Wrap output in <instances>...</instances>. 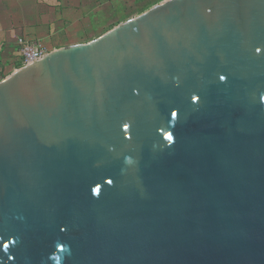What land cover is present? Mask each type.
<instances>
[{
	"label": "water",
	"instance_id": "1",
	"mask_svg": "<svg viewBox=\"0 0 264 264\" xmlns=\"http://www.w3.org/2000/svg\"><path fill=\"white\" fill-rule=\"evenodd\" d=\"M0 264H264V0H167L1 79Z\"/></svg>",
	"mask_w": 264,
	"mask_h": 264
},
{
	"label": "rangeland",
	"instance_id": "2",
	"mask_svg": "<svg viewBox=\"0 0 264 264\" xmlns=\"http://www.w3.org/2000/svg\"><path fill=\"white\" fill-rule=\"evenodd\" d=\"M167 0H0V80L18 68L17 37L47 52L81 44Z\"/></svg>",
	"mask_w": 264,
	"mask_h": 264
},
{
	"label": "built area",
	"instance_id": "3",
	"mask_svg": "<svg viewBox=\"0 0 264 264\" xmlns=\"http://www.w3.org/2000/svg\"><path fill=\"white\" fill-rule=\"evenodd\" d=\"M16 52L22 65L33 62L45 54L47 50L39 40L28 39L24 36L16 38Z\"/></svg>",
	"mask_w": 264,
	"mask_h": 264
},
{
	"label": "crops",
	"instance_id": "4",
	"mask_svg": "<svg viewBox=\"0 0 264 264\" xmlns=\"http://www.w3.org/2000/svg\"><path fill=\"white\" fill-rule=\"evenodd\" d=\"M27 38V37H26ZM28 39H33V38H28ZM33 40H38V39H33ZM16 41V40H15ZM40 41V40H39ZM42 43V41H40ZM16 43L14 42L13 43V52L17 55V52H16ZM18 59H19V56L17 55Z\"/></svg>",
	"mask_w": 264,
	"mask_h": 264
},
{
	"label": "trees",
	"instance_id": "5",
	"mask_svg": "<svg viewBox=\"0 0 264 264\" xmlns=\"http://www.w3.org/2000/svg\"><path fill=\"white\" fill-rule=\"evenodd\" d=\"M18 66H19V67H20V66H22V63H21V61L19 62V65H18Z\"/></svg>",
	"mask_w": 264,
	"mask_h": 264
}]
</instances>
